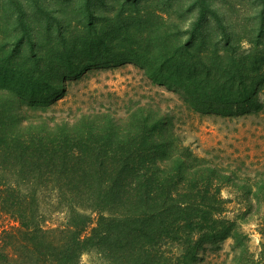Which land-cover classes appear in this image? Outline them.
<instances>
[{"label":"trees","instance_id":"16d2710c","mask_svg":"<svg viewBox=\"0 0 264 264\" xmlns=\"http://www.w3.org/2000/svg\"><path fill=\"white\" fill-rule=\"evenodd\" d=\"M80 2L63 0L58 11L71 19L63 3L74 9ZM99 2L81 4L88 29L69 28L68 42L63 15L43 17L45 25L32 28L18 17L15 53L37 43L47 52V37L60 43L64 59H14L5 49L14 28L6 34L8 25H0V213L15 222L0 230V264H80L90 248L106 264H264V243L254 258L238 222L257 214L264 232V158L244 164L239 152L200 156L181 143L158 104L128 94L110 92L113 101L99 109L69 107V117L45 116L58 106L68 77L78 78L72 66L97 59L134 62L198 111L229 116L252 107L258 113L264 108L261 34L245 35L252 47L241 50L245 37L236 14L222 11L225 0H178L196 15L183 33L186 21L178 24L177 34L167 13L148 0L135 15L113 17L96 11ZM12 12L2 2L0 20ZM259 15L264 23V5ZM120 17L125 22L117 29ZM213 30L222 34L215 50L208 39ZM82 54L90 59L69 62ZM229 185L244 206L234 218L226 216L234 201L222 196ZM54 212L64 220L50 225L44 214ZM221 252L229 257L219 262Z\"/></svg>","mask_w":264,"mask_h":264},{"label":"rangeland","instance_id":"374dc122","mask_svg":"<svg viewBox=\"0 0 264 264\" xmlns=\"http://www.w3.org/2000/svg\"><path fill=\"white\" fill-rule=\"evenodd\" d=\"M7 1L10 3V10L13 12L11 15L2 18L0 20V25L3 27L2 29H4L6 24L8 25V31L6 34L9 31V33H11V29L13 30L14 28L13 33H11V39L8 38L5 47L6 54L13 57L15 56L14 59H35L38 56H42L45 59L48 57L64 59L60 52L63 50L60 43L47 37V52H42L40 44L37 43L34 45L33 49H28L26 45H23L19 53H15L12 41L21 34V30L15 28V25L18 24V17L22 18L25 26H30V28H32L33 26L35 27L37 23L45 25L44 23L46 20L44 19L47 17H51L50 20H54L56 18L53 17H56V15H63L60 21L64 24L67 42L70 33L69 28L77 30L79 33L88 29L86 27L87 20L82 18L81 11V8L83 7L81 4L85 0H82V2L75 6L74 9L70 7L69 3H63L66 9L70 10L71 15H73V18L71 17V19L67 18L61 11H58L60 2L62 3L63 0H0V5L2 2L6 3ZM148 1V4L156 5L157 9H163L167 13L166 15L170 17L171 27H169V30L172 34L176 33L174 28L182 21H186V24L180 28V33H183L188 27L190 19H195V12H192L188 4L185 2L179 3L177 2L178 0ZM225 1V6L222 4V11L230 9L231 12L233 11V15L236 14V19L240 22L241 30L243 31L242 35L245 37V40L242 41L241 50H246L252 47V44L246 39L245 35L250 36L259 33L261 36L258 39L259 41H263L264 23L261 22V15H259V12L264 5V0ZM143 5L144 3L142 0H103L102 3L99 2L97 5L98 7L96 11L99 12L101 9H104L107 11L109 17H113L117 12H120L121 15L125 14V16H130L131 14L135 15L138 12V9L142 8ZM234 10L236 11L234 12ZM96 15L100 14L95 13V16ZM95 16L90 21V23L92 22V25L96 24L97 19H99ZM119 19H122V17ZM124 22L123 19L118 20L113 26L120 29L124 26L122 25ZM109 23L111 25L113 22L109 21ZM159 23L162 25L163 20L160 19ZM161 28L163 31L166 29V27ZM45 36L46 35L43 34L41 35V38H44ZM187 37V33L183 34V39H187ZM250 37L253 39L255 36ZM221 38L222 34L219 33V30H213V33L208 38L210 40L208 41L212 44L211 50L217 48L215 43L221 40ZM118 45H120V48H125L123 43H118ZM219 46H225V44L221 41ZM225 47L229 49V51L234 49L230 48V46ZM74 48L75 47L73 46V50ZM88 58L89 57L82 54L73 57V59H69V62H74V65H76L80 59ZM229 60L230 59H223V62L227 63ZM261 60L264 61V59ZM86 61L87 63L72 66V68L77 69L76 75H79L78 78L74 80L68 77L66 80L67 89L65 94L58 100V106L54 108L55 111H49L45 115L46 117H69V107H71L72 110L78 106H81L84 109L85 107L87 108L91 106L99 109L100 103L113 101V99L109 97L110 92H116L121 95L128 94L133 99H139L142 103L148 102L152 105H154V103L158 104L163 115L167 114L168 116H171L173 131L178 136L181 143L188 145L194 153L200 156L207 155L211 157L213 155L216 157L217 155H221L222 158H224L223 155H226L227 153L233 154L234 152H239L241 153L240 161L244 164H247L254 159L261 160V157L264 158V108L258 113L254 112V108L252 107L245 108L244 112H238L229 116L198 111L193 109V107L188 106V104L183 101L180 93L152 83L143 71L132 61L122 63L119 61L112 62L108 59H97V61H92L91 63H89L88 60ZM82 65L87 66L86 68H83ZM58 85L60 86L61 84L59 83ZM63 92L64 91L62 90L59 95ZM259 99L261 101L264 100L263 93L259 94ZM114 108H116L115 111H117L121 106L119 104H114ZM238 162L239 161L234 162L233 164ZM254 168L255 167L249 168L251 174L254 173ZM234 187L236 188L234 185H229L222 189V196L234 201L227 203L229 210L227 211L226 216L228 215L229 218H234L238 211L244 207L242 203H239L240 200L236 198V194L239 193ZM47 197L46 194L44 199L46 200ZM260 207L263 209L262 206ZM262 212L261 210L259 211V213ZM44 215L48 217L47 223L50 225H56L64 220L63 212L46 213ZM260 220L261 218L259 215L251 214L245 220L238 221L240 223V229H242L248 237V248L254 258H257L259 254L261 243H264V232H261L259 228ZM14 223L15 222L12 218L0 213V230L9 225H13ZM231 243V238L226 239L223 242L222 252L227 253L228 251H231ZM227 257L229 256L222 253V255L218 257V261L221 262ZM80 264L106 263L98 254L96 248H90L82 253Z\"/></svg>","mask_w":264,"mask_h":264}]
</instances>
